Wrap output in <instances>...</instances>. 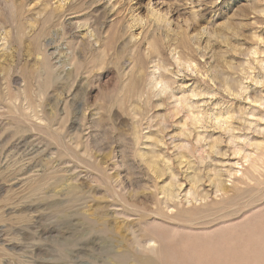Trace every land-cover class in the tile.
Returning a JSON list of instances; mask_svg holds the SVG:
<instances>
[{"label": "rangeland", "instance_id": "obj_1", "mask_svg": "<svg viewBox=\"0 0 264 264\" xmlns=\"http://www.w3.org/2000/svg\"><path fill=\"white\" fill-rule=\"evenodd\" d=\"M0 264H264V0H0Z\"/></svg>", "mask_w": 264, "mask_h": 264}, {"label": "bare ground", "instance_id": "obj_2", "mask_svg": "<svg viewBox=\"0 0 264 264\" xmlns=\"http://www.w3.org/2000/svg\"><path fill=\"white\" fill-rule=\"evenodd\" d=\"M156 85H157V84H156ZM153 163H154V164H153ZM156 163H157V162H155V161L153 162V161H152L151 164H152V165H155ZM151 167H152V166H151ZM151 167H150V168H151ZM154 167H156V166H154ZM157 167L159 168V166H157ZM158 168H157V169H158ZM157 169H156V170H157ZM152 170L154 171V169H152ZM161 171H162V170L159 168V169H158V172L160 173ZM155 172H156V171H155ZM158 172H157V173H158ZM161 173H163V172H161ZM169 186H170V185H169ZM172 186H173V185H172ZM172 186H171V187H172ZM165 191H166V190H165ZM165 194H166V193H165ZM169 195H171V194H169ZM148 242H149V241H148ZM150 243H151V241L149 242V244H150ZM153 243H154V242H153ZM153 243H152V244H153Z\"/></svg>", "mask_w": 264, "mask_h": 264}]
</instances>
